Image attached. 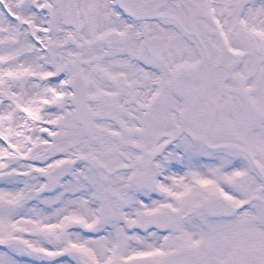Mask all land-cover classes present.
<instances>
[{
  "label": "snow or ice",
  "instance_id": "1",
  "mask_svg": "<svg viewBox=\"0 0 264 264\" xmlns=\"http://www.w3.org/2000/svg\"><path fill=\"white\" fill-rule=\"evenodd\" d=\"M0 264H264V0H0Z\"/></svg>",
  "mask_w": 264,
  "mask_h": 264
}]
</instances>
